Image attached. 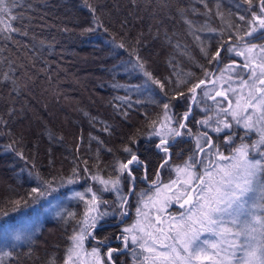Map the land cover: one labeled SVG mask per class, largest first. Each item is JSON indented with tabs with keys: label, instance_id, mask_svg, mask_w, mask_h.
<instances>
[{
	"label": "trees",
	"instance_id": "1",
	"mask_svg": "<svg viewBox=\"0 0 264 264\" xmlns=\"http://www.w3.org/2000/svg\"><path fill=\"white\" fill-rule=\"evenodd\" d=\"M238 2L219 0L222 22L215 15L217 0H208L211 16L204 14L207 10L199 0H89L100 18L97 24L83 0H16L13 26L20 31L12 33V39L0 36V208L8 209L29 192L24 170L51 179L66 170L70 177L73 167H84V161L90 168L110 165L127 136L137 130L144 133L175 88L174 83L169 85L165 96L158 86H146L130 53H138L156 78L175 81L176 74L183 78L189 72L194 73L193 80L203 78L200 65L210 71L213 63L201 54L200 45H211L215 51L221 37L219 32L205 30L196 33L201 37L196 41L178 9L183 8L184 17L197 28L223 29L225 40L227 22H238L237 11L243 14V8L236 7ZM226 53L222 52L219 73L229 59ZM5 72L10 80H3ZM179 100L171 101L175 115L186 107ZM202 103H194L193 111L201 112L197 107ZM209 105L203 106L208 109L204 113L210 112ZM149 115L154 117L151 121ZM106 126L110 131L104 130ZM13 141L26 160L4 152ZM186 145L180 147L183 154ZM139 149L141 157L151 161V175L158 156L147 145L140 144ZM62 223L57 221L51 235L41 237V245L17 247L4 264H47L52 256L63 255Z\"/></svg>",
	"mask_w": 264,
	"mask_h": 264
},
{
	"label": "snow or ice",
	"instance_id": "2",
	"mask_svg": "<svg viewBox=\"0 0 264 264\" xmlns=\"http://www.w3.org/2000/svg\"><path fill=\"white\" fill-rule=\"evenodd\" d=\"M199 2L207 10L204 14L211 16L213 9L209 7L208 0H199ZM15 4L16 0H0V36L5 39H12L11 34L20 31L12 23L17 20V16L12 12ZM83 4L93 14V22L98 24L100 18L95 15L96 8L89 3V0H83ZM243 5L247 6L243 8L245 14L237 11L238 22H227V40L223 39L225 35L223 29L217 30L207 25L197 28L192 20L184 17L183 8L178 11L184 18V23L188 25L189 35L194 36L196 41H201V37L196 35L197 32L205 30L219 32L221 39L217 41L215 51L211 50V45L205 46L203 43L200 45L201 54L209 64H219L222 52L234 53L243 58L242 65H236L235 61L227 65L216 80L210 81L213 88L202 92L204 97L214 102L216 113L215 118L207 115L196 123L204 129L220 134L231 130L234 121L237 126L245 130V136L255 131L258 139L248 144L241 136L239 137L241 143L235 145L236 133L231 132L224 137V143L233 147L230 154L225 155L220 150V146L213 142L208 131H198L195 134L192 132L189 127L190 118L193 116L191 104L181 116L172 114V100L188 99L192 103H199L197 90L206 86V79L193 80L191 78L194 73L190 72L183 74V78L180 74H176L178 78L175 81L170 77L156 78L147 70L146 61L138 53H130L135 55V67L146 78V86H158L165 96H168L166 89L169 85L174 83L175 88L172 89L173 94L169 102L162 105V118L148 123L146 134L137 130L127 136L120 149L123 158L117 157L112 164L106 165L105 169H100L98 164L90 168L87 161H84L83 169L79 165L73 167L72 175L66 180L67 184H76L81 179L92 183H89L83 191L73 192L70 197L82 201L85 210L81 220L77 222L79 230H74L73 235L69 237L71 246L65 251L63 264H86V258L93 259L95 264H115L113 253L122 250L109 249L104 256H101L99 248H92L87 252L84 249V241L92 235L89 228H95L97 221L109 214L99 212V206L108 203L103 199L104 193H115L117 196L115 204L122 209L120 214L127 216L125 206L128 204V199L121 191L122 180L129 181V194H131L136 182L135 173L137 170H142L143 178L147 179L151 164L149 159L140 155L138 144L141 138L153 144L159 159L155 165L156 179L152 181L155 188L154 195L148 196L147 201H144L142 196L139 203H142L144 208H148L151 204L158 213H163L175 202L183 211L178 216L170 215L165 221L159 217L152 219L149 212L137 207L136 212L141 219H137L130 227L123 230L128 235L123 236L122 239L125 248L131 243L141 250L139 255L142 259L138 264H264V43L253 42V40H264V0H239L236 7L239 10ZM215 7V15L224 22V15L219 10V0ZM176 46L179 47V44ZM118 47L124 48V44H119ZM200 67L205 78L214 75L203 65ZM237 67L248 71L247 79L239 80V90L229 83L232 80L231 76L224 79L225 72H236ZM9 70L14 71L11 66ZM10 79L8 72L3 73L4 81ZM217 80H223L228 86L225 88L221 84L219 87L223 90H217ZM115 87L121 86L115 85ZM212 92L214 95L210 94ZM229 93H232L234 99ZM217 97L222 99L217 100ZM118 99L127 103L125 98ZM224 102L226 106H223ZM204 110L208 111V109ZM104 130L110 131L107 126ZM186 136L194 138L195 146L190 149L191 154L183 158V149L178 152L174 150L184 143ZM16 143L17 141H13L7 145L4 152H14L20 159L26 160L23 152L15 149ZM107 151L111 152L112 149ZM252 152H255L259 158L253 157ZM174 156L182 158V163L173 164ZM165 168L172 169L176 173V179L168 184H161L160 172ZM106 169H110L107 176L102 174ZM81 171L85 176H81ZM29 177L36 181L37 186L32 187L26 194L27 199L21 197L11 202L12 207L9 211L16 212L21 207H28L29 200L33 205H37L42 198L56 192L65 183L63 177L60 178L61 183L57 184L55 177L46 179L38 171H30ZM49 205L53 210L58 208L50 201ZM9 211L0 208V216L8 217ZM33 211L34 217H29L30 222L38 221L41 213L40 208H35ZM55 215L63 218V213L59 210L55 211ZM66 215L75 218V213L68 212ZM164 224H167V227H163ZM27 226V224L22 225L23 228ZM204 233L211 234L215 239L201 240ZM0 234L6 235L2 222H0ZM12 239L30 241L31 236H26L23 231H16ZM15 246L12 245L13 248ZM10 257H12L11 251H0V264H4V259ZM47 264H56V257L52 256Z\"/></svg>",
	"mask_w": 264,
	"mask_h": 264
},
{
	"label": "rangeland",
	"instance_id": "3",
	"mask_svg": "<svg viewBox=\"0 0 264 264\" xmlns=\"http://www.w3.org/2000/svg\"><path fill=\"white\" fill-rule=\"evenodd\" d=\"M247 7V6H246ZM13 23V22H12ZM254 43H264V40H255V42ZM241 61L243 62V58L241 57ZM237 69H239L238 67H237ZM221 70V69H220ZM243 70L244 71H246L247 73H248V71L247 70H245V69H240V71H241V73L243 72ZM235 73V72H234ZM240 73V74H241ZM227 74H229L228 72H226V74H224V79L226 80L227 78H228V76L229 75H227ZM237 74V73H236ZM240 74H239V76H237V75H234V76H231L232 77V80L231 81H229V83H231V85H232V87H234V88H237L238 90H239V81L238 80H236V79H239L240 78ZM220 76V73H218V74H215V76H214V80H216L217 79V77H219ZM248 77V76H247ZM247 77L245 78V79H247ZM208 81V80H207ZM235 81H237V84H235ZM221 84H223V87H227L228 85L227 84H224L223 83V80H217V90H223L222 88H220L219 86L221 85ZM213 88V86L211 85V89ZM202 91V90H201ZM211 94H214V92H212ZM229 96L230 97H232V93H229ZM233 99H234V97H232ZM219 99H220V97H219ZM218 99V100H219ZM188 99H180L178 102H182V101H185V105L187 106V101ZM199 101V100H198ZM209 103H210V105H209V107H210V109L212 110V113L214 114L213 116H215V113H216V105L214 104V102L212 101V100H210V99H208L207 100ZM223 106H226V102H224V105ZM197 109H200V107H197ZM204 110V109H203ZM173 111V110H172ZM150 112H152V111H150ZM174 112V111H173ZM199 112V111H198ZM144 114V113H143ZM173 114V113H172ZM162 115H163V108L162 109H157V114H156V116H155V118L154 117H151L150 115H149V121H151V119L152 118H154L153 120H157L158 118H162ZM207 115H210V113H208V114H205V116H202L201 118L199 117V118H197V121L198 120H201V119H204V118H206V116ZM152 120V121H153ZM229 120H231V118L229 117ZM189 124H190V122H189ZM232 124L233 125H236L235 124V122L234 121H232ZM197 128H198V130H200L201 129V127L200 126H198L197 125ZM192 129V128H191ZM210 132H212L210 129H208ZM204 131H206V130H204ZM194 134L196 133V132H198L197 130H193L192 131ZM252 133H255L256 134V137L255 138H251V139H246V141H248L247 143L248 144H252L253 142H255L257 139H258V134L255 132V131H252V132H249V135L250 136H252ZM193 138V137H192ZM214 139H216V137L214 136L213 137ZM194 139V138H193ZM184 143L183 144H189V142L191 141V138L190 137H185L184 138ZM222 142L224 143V140H222ZM241 143V141H239L238 143L237 142H235V145H239ZM148 144V147H150L151 145H152V147H154L153 146V144H149V143H147ZM183 144H180V146H182ZM225 144V143H224ZM139 145H140V143L138 144V148H139ZM195 146V141H194V145H193V147ZM233 146L232 145H227V144H225V147H221V151L222 152H224V154L225 155H228V154H230V151H231V148H232ZM139 151H140V149H139ZM251 155L253 156V157H255V158H259V157H257L256 156V153L255 152H252L251 153ZM173 164H180V163H182V159H180V158H178V159H174L173 160V162H172ZM138 171V170H137ZM163 172V175L166 177V176H170V178H169V180H166V178H164L162 175H160V183L161 184H168V183H170V181L171 180H174V179H176V173L172 170V169H170V168H165V169H163L162 170ZM84 173L82 172V175H83ZM168 174V175H167ZM168 178V177H167ZM153 180H155V177H154V175L153 174H151V176H150V179H149V181H151V182H149V185H146V184H144V186H143V188L144 189H142V190H139V188H138V186H136V188H135V190H134V193H133V195H132V197L128 200V204H127V206H126V209L128 210V213H129V220H130V222L131 223H127V224H123V227H124V229L125 228H127V227H130L137 219H141L140 217H138V215H137V212H136V209H137V207H140L141 208V210L142 211H145V212H149L150 213V216H151V218L152 219H156L157 217H159V218H161V219H163V220H165V221H167V219H168V217L171 215V216H178L179 215V213L180 212H182L183 211V209H181L180 208V206H179V204H177V203H175V202H173L169 207H167L166 208V210L163 212V213H158L157 211H156V209L155 208H152V206H151V204H149V206H148V208H144L143 207V204L142 203H139L140 201H141V199H142V196H143V199H144V201H147V197L148 196H152V195H154V192H155V188L153 187V185H152V181ZM80 191H83V190H80ZM169 195H171V193H169ZM66 196V194L65 193H63V194H61L59 197H65ZM33 209H35V208H37L35 205L32 207ZM84 210H85V208H84ZM84 210H83V213H84ZM100 212H107V213H109V211H107V210H102V211H100ZM93 215H95L94 213H93ZM79 220H81V218H79V219H77L75 222H73L74 223V229H72V233H71V235L69 236V237H71L72 235H73V232H74V230H79V224L77 223ZM133 222V223H132ZM23 224H27L28 226L26 227V228H23L22 227V225ZM163 227H167V224H164V225H162ZM17 230L18 231H23V232H26V233H29L30 231H32L33 230V224H30V221H29V218L28 217H26V216H20V215H18L17 216ZM4 232L6 233V236H8V231H5L4 230ZM47 234H49V235H51V231H49ZM125 235H128L127 233H125ZM44 236V235H43ZM42 237V236H41ZM41 237H39L38 239H37V241L36 242H38V244L39 245H41L39 242H40V240H41ZM69 237L68 238H66V237H63L62 239H63V241L64 242H67L68 244H67V247L63 250L64 252H63V255L60 253V254H58L57 256V259H56V263L57 264H63V259H64V256H65V251H66V249L68 248V247H70L71 246V241H70V239H69ZM205 239H207V240H214L215 239V237L214 236H212L211 234H209V233H204L202 236H201V240H205ZM119 244L122 246L121 247V249H122V251L121 252H119L120 254H123V252H125V253H127L128 255H130L131 257L132 256H134V255H138L139 257H136L135 258V260H136V262L134 263V264H138V262H139V260L140 259H142V256L141 255H139L140 254V252H141V250L137 247V246H135V245H132L131 243H129V246H128V250L129 251H127L126 249H125V247H124V243H123V240H121V242H119ZM92 248H97V247H95L93 244H91V246H89V250L88 249H85L87 252H90L91 250H92ZM134 250V251H133ZM101 256H102V254H101ZM113 260H115V261H124V260H129V257H127L126 256V254H124V255H121V256H117V257H115V259L113 258ZM86 264H95V262H94V260L93 259H91V258H86ZM125 264H128V263H125Z\"/></svg>",
	"mask_w": 264,
	"mask_h": 264
},
{
	"label": "flooded vegetation",
	"instance_id": "4",
	"mask_svg": "<svg viewBox=\"0 0 264 264\" xmlns=\"http://www.w3.org/2000/svg\"><path fill=\"white\" fill-rule=\"evenodd\" d=\"M183 148H184V147H183ZM185 148H186L187 150L189 149V147H188V146H186ZM185 148H184V149H185ZM181 149H182V148H181ZM192 149H193V148H192ZM111 219H112V220H111V221H109V222H107V223H106V225H110V224L114 223V220H113V218H111Z\"/></svg>",
	"mask_w": 264,
	"mask_h": 264
}]
</instances>
